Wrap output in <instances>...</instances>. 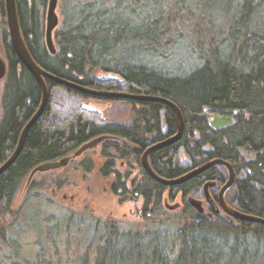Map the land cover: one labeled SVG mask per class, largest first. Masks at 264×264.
I'll return each instance as SVG.
<instances>
[{
    "label": "trees",
    "instance_id": "1",
    "mask_svg": "<svg viewBox=\"0 0 264 264\" xmlns=\"http://www.w3.org/2000/svg\"><path fill=\"white\" fill-rule=\"evenodd\" d=\"M238 1L237 6L224 1L220 13L228 20L225 32L214 31L210 38L204 37L199 23L196 29L200 37L192 47L195 62L183 75L154 69L143 58L168 55L166 49L180 28L177 23H188L184 20L188 12L199 15L213 0H61L54 54L44 42L47 0H15V4L24 42L46 71L90 89L158 96L178 105L183 115L181 138L148 155L157 174L173 178L212 158L227 160L234 169L227 202L240 211L264 217V0ZM0 10V43L7 62L0 95L1 164L14 151L21 130L41 102L42 92L12 49L4 0H0ZM98 72L113 74L114 78H97ZM46 84L48 98L43 113L29 129L15 161L0 174V251L11 247L3 257L0 255V264L69 262L57 249L49 255L27 258L9 246L7 229L29 213L28 209L19 213L14 204L33 167L72 154L95 136L114 134L124 142L104 141L102 157L114 159L101 172L115 173L111 189L122 194L127 186L114 169L116 157L133 160L141 167L144 150L177 130L173 110L162 102L124 99L132 105L131 120L125 124L107 122L100 120L96 110L82 107L80 101L122 99L87 95L50 80ZM53 92L61 102L54 101ZM65 97L72 98L73 104L59 116L53 104L61 105ZM206 112L236 116L231 124L212 128ZM91 161H82L85 171L90 170ZM141 172L142 178L133 187L143 197L145 223L132 231L103 222L93 258L85 247L76 264H264V224L228 221L216 213L209 217L186 201L188 194L203 197L207 181H215L208 191L216 199L219 186L228 177L224 166L214 165L173 187H165ZM39 174L43 184L50 179L57 181L50 173ZM176 192L182 195V202L170 211L162 203L163 197L167 194L173 198ZM169 211L177 212L173 215ZM16 212L21 216L7 221ZM28 220L33 222L31 217ZM67 243L64 248L68 250Z\"/></svg>",
    "mask_w": 264,
    "mask_h": 264
},
{
    "label": "rangeland",
    "instance_id": "2",
    "mask_svg": "<svg viewBox=\"0 0 264 264\" xmlns=\"http://www.w3.org/2000/svg\"><path fill=\"white\" fill-rule=\"evenodd\" d=\"M224 1L236 6L239 2L238 0H213L212 5L209 3L199 15H191L188 12L187 17L184 18V20H189L188 23L182 21L177 23L180 28L176 29L174 37H172L173 43L168 47L170 50L166 49L170 53H167L166 56L150 54L143 58L144 62L148 66L168 74L183 75L186 73L195 62L192 47L195 39L200 37L196 29L199 23H201L199 29L205 32L204 37L211 36L214 31L217 34L225 32L223 27L226 26L228 20L224 18L225 15L220 13ZM60 4L61 0H58L56 7L58 23L61 20ZM229 9L230 7L225 10ZM2 13L3 11L0 10V36ZM173 29L174 27L171 28V30ZM0 54L2 56L4 54L1 43ZM99 73L106 74V72ZM1 90L2 80H0V95ZM56 97V95L53 96L54 101L61 102ZM64 99L66 100H63L61 105L55 104V102L53 104L59 116H64L73 104L72 98L65 97ZM123 100L104 101L87 98L80 102L82 107L96 110L102 121L125 124L131 120L133 109L128 101ZM98 148L95 147V151L92 148L82 151L73 157L74 161L65 166L38 171L34 173L30 181L28 175L22 190L15 197L14 208H19V213L28 209L29 213L26 214V217L24 216V219L16 220L18 223L7 229V240L11 245L4 243V246L16 247L20 257L27 258H35L43 254L49 255L52 249H57L61 257L69 258L68 263H61L76 264L85 247H88L86 249L88 255L93 258L98 235L103 229V222L117 223L120 229L132 231H135L139 224L145 223L142 216L143 197L136 193L133 187V183L136 184L142 178L138 162L115 156L114 169L121 175L127 189L122 194L113 192L111 185L115 182V177L113 173L102 174L106 158L101 156L100 148ZM85 158L92 160V166L88 171L83 169L81 162ZM39 173H50L56 177L57 181L50 179L43 184ZM33 182L35 183L34 187L30 188ZM197 198L204 201V197L200 195ZM164 199L171 204L182 202V195L180 192H176L174 197L170 198L165 194L162 203ZM204 207L205 213L208 212L205 201ZM175 212L177 211H172L170 214L174 215ZM19 213L11 215L7 221L11 222L17 217L19 218L21 216ZM28 217H31L33 222H30ZM67 234H70L68 241L65 240ZM67 242H69L68 250L64 248L68 244ZM10 250L11 247L2 249L1 257L4 252Z\"/></svg>",
    "mask_w": 264,
    "mask_h": 264
},
{
    "label": "water",
    "instance_id": "3",
    "mask_svg": "<svg viewBox=\"0 0 264 264\" xmlns=\"http://www.w3.org/2000/svg\"><path fill=\"white\" fill-rule=\"evenodd\" d=\"M58 0H48L47 6H46V13H45V27H44V42L47 50L49 53L54 54L56 52V47L54 43V29L58 25V16L56 13V7H57ZM4 9H5V15H6V22H7V31L9 34L10 42L13 51L19 58V60L22 62L24 67L28 70V72L36 79L38 82L42 97L41 102L37 108V110L34 112V114L31 116V118L27 121V123L24 125L23 129L21 130V133L18 138L17 145L12 152V154L0 164V174H2L17 158L19 155L25 138L27 136V133L31 126L39 119L41 114L43 113L47 98H48V89L46 80L53 81L57 84L72 88L76 91L83 92L85 94L95 96V97H104V98H115V99H128L133 101H159L165 103L167 106H169L174 114L175 119L177 122V130L176 132L161 140L158 142H155L151 144L149 147H147L141 156V163L144 168V170L147 172V174L157 181L158 183L164 185V186H177L179 184H182L200 174H202L205 170L209 169L210 167L214 165H221L224 166L227 169L228 172V178L227 180L222 184V186L218 190V196L217 201H215L209 194L208 189L211 186L215 185V181H207L203 184V192H204V200L215 210L217 215H219L221 218L226 220L236 219L240 221H246V222H253V223H261L264 224V217L257 216L254 214H249L246 212H242L231 205H229L224 197L225 191L233 184L234 182V169L230 162L227 160H224L222 158H212L208 160L207 162H204L198 166H195L188 170L187 172L173 178H167L164 176H160L157 174L153 168L151 167L149 160H148V154L152 151L161 149L166 146H170L174 143H176L182 136L183 132V115L178 107V105L173 102L172 100L157 97V96H151V95H144V94H133L129 92H114V91H99L87 88L85 86H82L80 84H77L75 82H71L68 80L61 79L54 74L46 71L43 69L32 57L31 53L29 52L20 28L18 15L16 11V4L15 0H4ZM7 72V62L5 58L0 54V80L4 78ZM97 78L100 79H109L112 76L108 73L96 74ZM235 114L228 116L218 113H205V117L208 118V124L212 128H220L227 126L231 124L235 118ZM108 137L107 135H100L97 137L92 138L91 140L85 142L83 145H81L71 156H65L58 160H51L42 162L35 167L32 168V170L29 173L28 180L30 181L31 177L34 175V173L38 171H47L50 169L59 168L62 166H65L71 157H75L79 155L82 151L94 147L97 143H99L104 138ZM187 202L190 206H192L194 209H196L199 213H203L204 207L202 204V200L199 198H196L194 196L188 195L187 196ZM164 205L167 209H176L179 206V202L175 203H169L167 200L164 201ZM207 216H211L212 214L210 212L206 213Z\"/></svg>",
    "mask_w": 264,
    "mask_h": 264
},
{
    "label": "flooded vegetation",
    "instance_id": "4",
    "mask_svg": "<svg viewBox=\"0 0 264 264\" xmlns=\"http://www.w3.org/2000/svg\"><path fill=\"white\" fill-rule=\"evenodd\" d=\"M104 134H108L109 136H111V137H109V138H106V139H104V140H102V141H100L99 143H97L92 149H93V151H95L96 149H95V147L97 148V147H99L100 148V153H101V151H102V148L104 147V144L103 143H105L104 141L105 140H108V139H110V140H115L117 143H119V144H121L122 145V142H124V139L123 138H121L120 136H116V135H114V134H110V133H104ZM126 143H127V145L130 147V148H132L133 150H138V147L136 146V145H134V144H131V143H128V141H126ZM98 148V149H99ZM102 156V155H101ZM141 156H142V154H141ZM141 156H140V161H141ZM71 159V158H70ZM74 159L75 158H72L69 162H71V161H74ZM110 159H114V156H111V157H109V159H105V161H104V166H106V164L110 161ZM148 160H149V158H148ZM82 162V161H81ZM150 162V161H149ZM140 169L141 170H143L145 173H146V175H148L147 174V172L144 170V168H143V166H142V163H141V167H140ZM142 173V172H141ZM109 174H111V173H109ZM113 175H114V177H115V173H113ZM226 197H227V195H226V192H225V199H226ZM215 199V198H214ZM216 201H217V198L215 199ZM227 201V200H226ZM208 211H211L212 213H215V210L213 209V208H209V210Z\"/></svg>",
    "mask_w": 264,
    "mask_h": 264
},
{
    "label": "bare ground",
    "instance_id": "5",
    "mask_svg": "<svg viewBox=\"0 0 264 264\" xmlns=\"http://www.w3.org/2000/svg\"><path fill=\"white\" fill-rule=\"evenodd\" d=\"M234 11V10H233ZM258 14V13H257ZM248 18V17H247ZM59 19V18H58ZM6 25H7V23H6ZM254 29V28H253ZM108 74H110V73H108ZM112 77L111 78H114V75L113 74H110ZM110 79V78H109ZM69 81V80H68ZM72 82V81H71ZM79 92V91H78ZM83 93V92H82ZM85 94V93H84ZM88 95V94H87ZM158 97V96H157ZM147 101V100H146ZM151 101V100H150ZM163 103V102H162ZM165 104V103H164ZM222 114V113H221ZM176 128H177V122H176ZM166 147H168V146H166ZM150 154V153H149ZM148 154V155H149ZM141 163V162H140ZM150 163V162H149ZM151 165V164H150ZM154 170V169H153ZM165 187H167V186H165ZM213 187V186H212ZM217 195V194H216ZM243 212V211H242ZM229 221V220H228ZM158 241V240H157Z\"/></svg>",
    "mask_w": 264,
    "mask_h": 264
}]
</instances>
